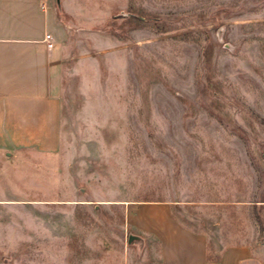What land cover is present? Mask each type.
<instances>
[{"label": "rangeland", "instance_id": "rangeland-1", "mask_svg": "<svg viewBox=\"0 0 264 264\" xmlns=\"http://www.w3.org/2000/svg\"><path fill=\"white\" fill-rule=\"evenodd\" d=\"M50 4L59 142L0 148V264H142L161 204L264 263V0Z\"/></svg>", "mask_w": 264, "mask_h": 264}, {"label": "crops", "instance_id": "crops-1", "mask_svg": "<svg viewBox=\"0 0 264 264\" xmlns=\"http://www.w3.org/2000/svg\"><path fill=\"white\" fill-rule=\"evenodd\" d=\"M59 33L50 0H0V148L58 147ZM161 206L150 230L152 252L142 264H264L244 245L224 246L211 255L205 233L181 225L166 204Z\"/></svg>", "mask_w": 264, "mask_h": 264}, {"label": "built area", "instance_id": "built-area-1", "mask_svg": "<svg viewBox=\"0 0 264 264\" xmlns=\"http://www.w3.org/2000/svg\"><path fill=\"white\" fill-rule=\"evenodd\" d=\"M51 35L50 34H46L45 36V41L47 42V47L48 48H52L53 47V42L51 41Z\"/></svg>", "mask_w": 264, "mask_h": 264}, {"label": "water", "instance_id": "water-1", "mask_svg": "<svg viewBox=\"0 0 264 264\" xmlns=\"http://www.w3.org/2000/svg\"><path fill=\"white\" fill-rule=\"evenodd\" d=\"M56 2L59 4V0H56ZM133 240H138V237L132 234L128 235V242L130 243Z\"/></svg>", "mask_w": 264, "mask_h": 264}]
</instances>
